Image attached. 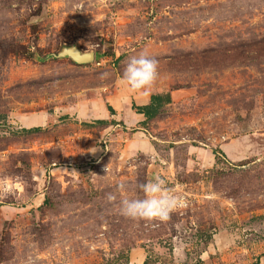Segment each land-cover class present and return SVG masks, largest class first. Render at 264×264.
I'll return each instance as SVG.
<instances>
[{"label": "rangeland", "instance_id": "1", "mask_svg": "<svg viewBox=\"0 0 264 264\" xmlns=\"http://www.w3.org/2000/svg\"><path fill=\"white\" fill-rule=\"evenodd\" d=\"M156 176L185 204L123 216ZM0 264H264V0H0Z\"/></svg>", "mask_w": 264, "mask_h": 264}, {"label": "clouds", "instance_id": "2", "mask_svg": "<svg viewBox=\"0 0 264 264\" xmlns=\"http://www.w3.org/2000/svg\"><path fill=\"white\" fill-rule=\"evenodd\" d=\"M158 75L159 62L147 53L131 57L122 74L123 80L134 91L146 90L152 87L158 79ZM107 76L108 73L103 74L104 78ZM138 187L144 194L143 198H124L120 200L121 214L133 221H169L178 206L179 200L176 194L166 186V181L162 177L156 176L145 183L139 184ZM117 191H125V185L123 183L118 185ZM105 199L112 203L117 200V195L116 193L108 192L105 195Z\"/></svg>", "mask_w": 264, "mask_h": 264}, {"label": "trees", "instance_id": "3", "mask_svg": "<svg viewBox=\"0 0 264 264\" xmlns=\"http://www.w3.org/2000/svg\"><path fill=\"white\" fill-rule=\"evenodd\" d=\"M171 103V94L170 92L165 93H155L151 94L149 97V102L142 109H136L135 113L140 114L144 117V121L139 124L144 125L146 121L152 119L155 115L158 114L159 110ZM106 110L110 116L115 115L114 109L110 105H106ZM100 123V122H99ZM104 124H112L115 125V121H101ZM119 125L124 126L123 123H119ZM215 159H217L218 155L223 154L220 150H212Z\"/></svg>", "mask_w": 264, "mask_h": 264}, {"label": "water", "instance_id": "4", "mask_svg": "<svg viewBox=\"0 0 264 264\" xmlns=\"http://www.w3.org/2000/svg\"><path fill=\"white\" fill-rule=\"evenodd\" d=\"M76 62H85L93 59V54L89 53L83 56H79L77 53L74 57Z\"/></svg>", "mask_w": 264, "mask_h": 264}, {"label": "crops", "instance_id": "5", "mask_svg": "<svg viewBox=\"0 0 264 264\" xmlns=\"http://www.w3.org/2000/svg\"><path fill=\"white\" fill-rule=\"evenodd\" d=\"M150 95H151V94H149V95H147V96H145V97L143 98V101H142V103H141V107H139V109H140V108H143L146 104H148ZM139 109H138V110H139ZM114 111H115V110H114ZM138 115H140V114H138ZM140 116H142V115H140ZM139 120H140V119H135L134 122H135V123H136V122H139ZM129 121H132V120L129 119ZM123 124H124V123H123ZM125 124L127 125V123H125ZM125 124H124V126H126Z\"/></svg>", "mask_w": 264, "mask_h": 264}, {"label": "built area", "instance_id": "6", "mask_svg": "<svg viewBox=\"0 0 264 264\" xmlns=\"http://www.w3.org/2000/svg\"><path fill=\"white\" fill-rule=\"evenodd\" d=\"M179 200V202H178V206L179 205H184L185 204V202L183 201V196L181 195V198L180 199H178Z\"/></svg>", "mask_w": 264, "mask_h": 264}]
</instances>
